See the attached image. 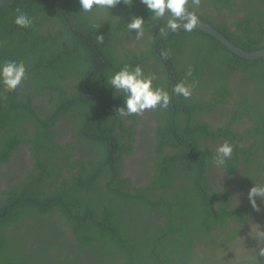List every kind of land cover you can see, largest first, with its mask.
I'll return each mask as SVG.
<instances>
[{"label":"flooded vegetation","instance_id":"flooded-vegetation-1","mask_svg":"<svg viewBox=\"0 0 264 264\" xmlns=\"http://www.w3.org/2000/svg\"><path fill=\"white\" fill-rule=\"evenodd\" d=\"M62 1L61 20L47 17L41 29H68L75 39L59 40L58 54L75 62L59 59L67 70L37 82L22 61V84L5 86L24 106L22 122L0 132V264H253L264 245V200L257 210L247 195L264 183V56L229 59L197 28L162 32L167 17L152 19L144 5L142 38L117 6L94 12L114 27L86 34L69 19L73 0L64 9ZM191 10L238 46L264 48V0H200ZM125 65L141 66L169 105L115 115L122 94L104 79ZM178 83L192 88L189 98L174 93ZM225 142L233 152L219 164ZM114 216L111 227L91 226ZM80 230L95 232L98 252Z\"/></svg>","mask_w":264,"mask_h":264},{"label":"trees","instance_id":"trees-1","mask_svg":"<svg viewBox=\"0 0 264 264\" xmlns=\"http://www.w3.org/2000/svg\"><path fill=\"white\" fill-rule=\"evenodd\" d=\"M55 1L56 0H20L14 2L13 4H9L0 8V63L13 59L18 60L20 62L25 61L28 66V69L32 72V75H34V77H37V82H40V80L43 79L41 74H43L46 70L54 71V78L56 79L62 71L67 70V67L63 66L66 63H59V59H65L69 65H72V63L75 62V55L71 53H68V55H64V57L62 53L58 54V52L61 51L60 48L57 46L60 43L59 40H62L63 42L65 40L67 41L69 38L75 39V36L69 33L68 29H65L68 32L65 30L61 32H55L51 28L46 31H43L41 29V25L44 19L47 17H53L55 19L58 18L59 20H61V17L58 15V12H56V9L54 7ZM73 3V10L71 11V14H68L69 19L74 25L75 23L77 24V22L79 24L80 22L84 23L82 24V29H80L84 33H92L91 31L94 30V27L97 26V29H99L101 26L106 25L107 22L112 24L113 27L115 26V22L109 19V17H102L99 15L96 16L94 14L96 10L95 8L92 12L84 13L80 11L79 0H73ZM137 3L139 2L136 0H132L131 4H126L123 2V0H121V3L118 4L117 7L125 9L124 11L131 18V16H137L138 13L141 12L140 10L144 7L143 5H140L142 6L140 8ZM70 4H72L71 1L64 0L61 2L60 5L64 9V6L66 7ZM115 8L113 9L115 10ZM16 9L27 11L31 15L33 22L30 26H17L13 22ZM93 15L97 17V20L92 19ZM76 29L78 30L77 25ZM222 30L230 38L237 40L235 39V36L230 33H227L225 29ZM206 37L212 39L214 43L219 46L220 49L226 52L229 59H240L242 61L246 60L235 55L212 35L208 34L206 35ZM68 46L62 44L61 48L65 49V47ZM65 51L67 52L66 49ZM52 57H54V61H52L51 63L47 61L50 60ZM120 68H122V66ZM62 77L65 78L64 76ZM53 87H57L60 89L61 84L53 85ZM43 88V86H38L37 91L42 92ZM16 96V92L14 91L6 92L5 86L0 83V132L1 129L9 123L16 122V124H20V122H22L23 120L18 118L22 113L21 108L24 106V102L18 103L16 101ZM74 106L75 104L68 108L71 109ZM77 192L78 191L75 187V202L76 198H78V196L76 195ZM65 194H68L70 196L72 192L69 191ZM70 208H72V206ZM19 209L20 211L22 210L21 208ZM106 215L110 217L108 213H106ZM105 218L103 220H98L99 222H91V226L95 228V232L102 230V228L106 229L105 226L111 227V225L114 223L113 220L115 216L112 219ZM76 227L77 223H75L74 228ZM95 232H91V234L85 232V237L83 236V230H80L79 233H76L80 236L83 245H89L91 246V249L98 252L99 248L95 245L93 246L91 241H89L93 237L95 238Z\"/></svg>","mask_w":264,"mask_h":264},{"label":"clouds","instance_id":"clouds-1","mask_svg":"<svg viewBox=\"0 0 264 264\" xmlns=\"http://www.w3.org/2000/svg\"><path fill=\"white\" fill-rule=\"evenodd\" d=\"M126 4H131L132 0H123ZM121 0H79L80 11L84 13L92 12L93 9L111 12ZM149 11L151 18L161 20L167 17L166 29L161 31L176 32L181 27L191 32L197 27L199 20L193 7L198 8L200 0H139ZM17 26H30L33 22L31 15L27 11L15 10L13 21ZM127 28L131 32H135L137 39L143 37L145 32V18L143 16H133L127 23ZM102 42L103 37H99ZM26 75V66L18 60H8L0 63V83L9 89L18 88ZM107 89L112 90L113 95L121 93L122 105L115 108V115L128 117L139 115L146 110L157 107L166 108L170 103L169 93L161 88L154 86V80L150 76L144 74L141 66L134 68L128 65L120 68L118 71L108 75L104 79ZM174 93L184 98L192 95V88L184 83H178L174 87ZM233 147L225 142L221 144L217 150V162L223 164L225 160L232 155ZM251 206L254 209L259 208L257 197L264 200V183H254V186L247 193ZM255 231V230H252ZM258 238H264V232L257 233ZM255 251L253 264L258 257H264V245H261Z\"/></svg>","mask_w":264,"mask_h":264},{"label":"water","instance_id":"water-1","mask_svg":"<svg viewBox=\"0 0 264 264\" xmlns=\"http://www.w3.org/2000/svg\"><path fill=\"white\" fill-rule=\"evenodd\" d=\"M16 1H20V0H0V8L6 5H9V4H13ZM198 20H199V23L197 27L195 28L201 29L203 31H206L212 34L216 39H218L228 49H230L235 55H238V56H241L247 59H257V58L264 56V48L260 50H255V51L246 50L243 47L238 46L236 43L230 40L223 32L218 30L211 23L203 20L200 16H198Z\"/></svg>","mask_w":264,"mask_h":264}]
</instances>
